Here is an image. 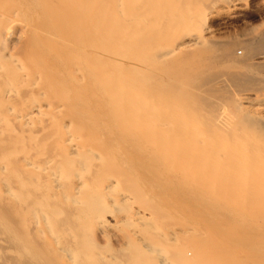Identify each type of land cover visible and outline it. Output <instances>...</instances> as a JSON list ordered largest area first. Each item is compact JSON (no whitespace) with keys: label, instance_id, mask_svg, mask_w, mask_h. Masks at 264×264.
I'll use <instances>...</instances> for the list:
<instances>
[{"label":"bare ground","instance_id":"6f19581e","mask_svg":"<svg viewBox=\"0 0 264 264\" xmlns=\"http://www.w3.org/2000/svg\"><path fill=\"white\" fill-rule=\"evenodd\" d=\"M52 1L19 54L0 28V264H105L112 210L123 263L264 262V0Z\"/></svg>","mask_w":264,"mask_h":264},{"label":"rangeland","instance_id":"374dc122","mask_svg":"<svg viewBox=\"0 0 264 264\" xmlns=\"http://www.w3.org/2000/svg\"><path fill=\"white\" fill-rule=\"evenodd\" d=\"M33 1L34 0H0V16H2V17H0V20H1L0 23L3 25V27H2V25H0V28L5 27L7 29L8 27H10V30H11L8 33L3 31V33L5 32V34H4L5 37L3 34H1L2 40L4 37V39L6 41L5 43L7 44V46H5L6 49L10 50V51L12 50V53H14V54H19L20 50L23 48L22 44L25 43L24 40H22L23 39L22 34L20 33L21 34L20 35L18 33V32H20V30H17L21 26L20 24H24V23L28 24L29 22L32 23V22H36V21H41L42 20L41 16L44 14L42 7H44V5H46V9L45 8L44 9L46 11L48 10L49 4H47V3L49 2V0H48V2L45 1L47 3H44L43 0H38V1L35 0L34 2ZM63 1L62 0L58 1V2H60V5H58V7L61 6V2H63ZM71 1H73L72 3L74 5V0H71ZM66 2H68V1H66ZM35 3H36V5H35ZM49 3H53V1L50 0ZM69 3H71V2H68L67 5ZM42 4H43V6H42ZM56 5H57V3H56ZM73 5H72V7H73ZM52 6H53V7H51L52 10L49 9L50 13L54 10L53 8H55V6L53 4H52ZM72 9L74 10V7ZM255 11L256 10H255L254 3H250L249 6H246L241 10H236L233 15H219L217 17H214L211 20V27L214 29L215 33L220 35V36L228 37L230 35H238L242 31H245V29H247L248 27H251V26H254V25H257L260 23L262 11H259L258 13ZM45 13L50 14L48 12H45ZM44 16L45 15H43V17ZM5 28H4V30H6ZM8 30L9 29H7V31ZM19 37H22V38H19ZM8 39H9V42H8ZM241 51H242L241 49H237V48L235 49L236 54H240ZM113 201L115 203V206L117 204L118 206L124 207L125 203L117 200V197L115 195H114ZM117 214L118 213L114 212L113 210H112V213H106L107 228L105 230L104 236H101L98 233L94 232L96 250H97L98 255L100 257L101 263H105V264H128V263H123V262H126L128 259V252L124 248L125 246H124V240L123 239H125V237L130 234V231L133 229V227L132 226L129 227L128 225H125L121 221H120L121 222L120 223L118 221V218H117L118 215ZM151 219H152L151 215L148 214L145 217V219L143 220V223H139L138 225L137 224H135V225H137L139 230H142L143 227H145L144 224L150 222ZM162 222L163 223L168 222V223H172V224H175L178 226L177 222H174V221L169 220V219H163ZM136 241H135V246L137 247L141 256L147 257V255L152 254V252L150 251V248H148L145 244H142L140 241H138V240H136ZM181 243H182L183 254L185 255L186 258H188V259L190 258L189 260H192L194 252H193L191 245L187 244V243L183 244V242L180 241L179 244L181 245ZM176 244H177V241H173V240H170V242L167 243V246L165 247L164 254H163L166 258H168V259L171 258L172 249H173L174 245H176ZM263 250H264V243L261 245V250H260L261 254H262ZM159 261H163L161 257L156 258L155 262H157V263H155V264H163V263H159ZM252 264H255V263H252ZM259 264H264V262H261V263L259 262Z\"/></svg>","mask_w":264,"mask_h":264}]
</instances>
